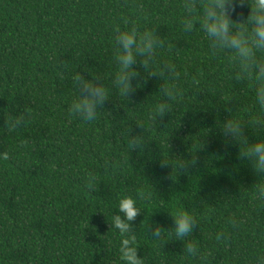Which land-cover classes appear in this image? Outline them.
I'll list each match as a JSON object with an SVG mask.
<instances>
[{
  "label": "trees",
  "instance_id": "1",
  "mask_svg": "<svg viewBox=\"0 0 264 264\" xmlns=\"http://www.w3.org/2000/svg\"><path fill=\"white\" fill-rule=\"evenodd\" d=\"M182 0H0V264H119L120 236L110 230L120 198L137 199L144 264H259L264 258V203L238 149L218 133L227 116L247 124L264 113L251 83L233 79L226 55H212L201 32L184 35ZM242 20L250 14L240 10ZM154 28L174 50V81L151 78L131 102L111 96L96 121L68 112L71 77L102 78L110 87L113 32L122 18ZM68 72L61 75L57 65ZM143 75V69L138 67ZM174 86L172 112L154 122L163 88ZM25 109L27 124L6 129ZM141 134L131 151L127 132ZM252 140L264 126L249 127ZM252 135V136H251ZM195 160L193 167L180 169ZM194 216L191 239L204 259L181 255L182 242L145 235L147 224L172 225L169 214ZM235 220L238 227L229 224ZM223 234V238H218Z\"/></svg>",
  "mask_w": 264,
  "mask_h": 264
},
{
  "label": "clouds",
  "instance_id": "2",
  "mask_svg": "<svg viewBox=\"0 0 264 264\" xmlns=\"http://www.w3.org/2000/svg\"><path fill=\"white\" fill-rule=\"evenodd\" d=\"M180 7L183 10V15L179 18L180 31L184 35L201 32L212 55H226L234 66L233 79L251 83L256 105L264 113V0H182ZM245 7L250 9L247 18L234 21V16H243L240 10ZM122 20V26L116 27L112 36V63L115 65V71L110 87L102 82L99 76L88 79L83 72H75L71 77L75 95L68 105V112L82 122L92 123L97 120L112 96L109 93L117 94L131 102L132 97L138 90L143 89L149 79L157 78L171 82L179 76L174 64L161 59L162 53L174 50L169 41L154 28H141L135 20L126 17ZM138 67L143 69V75L137 71ZM57 70L61 75L68 72L63 64H58ZM176 94L174 86L163 88V98L155 104V123L172 112L171 100ZM27 122L28 117L24 109L15 115L9 114L5 128L16 131L23 128ZM262 126L264 121L259 118L245 124L227 116L220 123L218 133L223 146L237 148V159L246 162L258 177L251 189L255 191L257 202L264 203V138L252 140L248 130L249 127ZM127 135L130 152L143 150L146 145L143 135L133 134L131 128ZM7 159L8 153L0 151V160ZM195 163V160L182 163L179 168L187 170ZM117 208L118 213L112 215L108 224L110 230H115L121 238L118 245L119 264H144L135 226L142 211L137 199L132 196L122 197L117 203ZM169 215L172 219L169 229H165L160 223H148L145 235L153 242L171 236L173 240L182 242V256L203 260L204 253L189 239L193 237L194 230L199 229L197 219L186 212ZM229 224L233 228L238 227L235 220H230ZM218 238H223V234H219ZM259 264H264V258H260Z\"/></svg>",
  "mask_w": 264,
  "mask_h": 264
}]
</instances>
